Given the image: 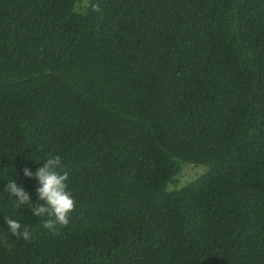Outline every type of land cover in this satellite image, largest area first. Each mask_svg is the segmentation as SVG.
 <instances>
[{"label": "trees", "instance_id": "16d2710c", "mask_svg": "<svg viewBox=\"0 0 264 264\" xmlns=\"http://www.w3.org/2000/svg\"><path fill=\"white\" fill-rule=\"evenodd\" d=\"M51 154L55 231L4 189ZM0 264H264V0H0Z\"/></svg>", "mask_w": 264, "mask_h": 264}, {"label": "clouds", "instance_id": "9594fccd", "mask_svg": "<svg viewBox=\"0 0 264 264\" xmlns=\"http://www.w3.org/2000/svg\"><path fill=\"white\" fill-rule=\"evenodd\" d=\"M43 161L34 170L28 166L22 168V175L27 179H35L36 203H33L31 194L23 186L11 178L4 189L11 198L16 209L27 208L35 217L41 218L44 229L55 231L57 225H67L72 211L75 208V198L68 189L69 173L63 170L65 166L61 157L56 154L47 158L37 157L34 162ZM14 197V199H13ZM4 224L7 231L21 239L28 241L32 237L28 226L22 225L19 220L5 217Z\"/></svg>", "mask_w": 264, "mask_h": 264}, {"label": "rangeland", "instance_id": "374dc122", "mask_svg": "<svg viewBox=\"0 0 264 264\" xmlns=\"http://www.w3.org/2000/svg\"><path fill=\"white\" fill-rule=\"evenodd\" d=\"M201 171V167H195L193 165H189V166H185L183 168L182 174L183 176H186L187 178L189 177H193V175H197L199 174V172Z\"/></svg>", "mask_w": 264, "mask_h": 264}]
</instances>
